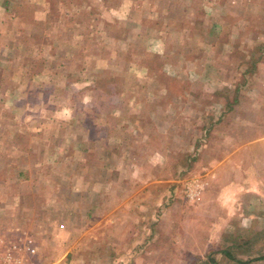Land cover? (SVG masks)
I'll list each match as a JSON object with an SVG mask.
<instances>
[{"label":"rangeland","instance_id":"rangeland-1","mask_svg":"<svg viewBox=\"0 0 264 264\" xmlns=\"http://www.w3.org/2000/svg\"><path fill=\"white\" fill-rule=\"evenodd\" d=\"M134 1L51 63L40 130L33 95L0 126V239L28 264H264V0Z\"/></svg>","mask_w":264,"mask_h":264},{"label":"crops","instance_id":"crops-1","mask_svg":"<svg viewBox=\"0 0 264 264\" xmlns=\"http://www.w3.org/2000/svg\"><path fill=\"white\" fill-rule=\"evenodd\" d=\"M136 11L134 0H0V126H15L19 121L15 111L32 110L28 100L33 95L34 124L40 130L38 118L48 108H61L48 107L50 86L57 82L55 67L61 71L64 62L77 61L81 46L91 54L92 40L100 38L96 41L102 39L105 44L107 40L108 44L110 24L124 25L127 14ZM67 50L70 58L64 57ZM52 62L56 63L54 70ZM72 76L78 80L92 74L77 70ZM22 122L28 127L29 121L22 118Z\"/></svg>","mask_w":264,"mask_h":264},{"label":"built area","instance_id":"built-area-1","mask_svg":"<svg viewBox=\"0 0 264 264\" xmlns=\"http://www.w3.org/2000/svg\"><path fill=\"white\" fill-rule=\"evenodd\" d=\"M8 238L9 237L0 239V246L2 248L0 251V264H28L24 257L14 254L13 251L15 250V247L11 245L12 243ZM26 249V251L30 253L34 252L33 247H27Z\"/></svg>","mask_w":264,"mask_h":264},{"label":"trees","instance_id":"trees-1","mask_svg":"<svg viewBox=\"0 0 264 264\" xmlns=\"http://www.w3.org/2000/svg\"><path fill=\"white\" fill-rule=\"evenodd\" d=\"M227 256V255H226ZM227 257H229V255L227 256ZM262 258H264V255H263V257Z\"/></svg>","mask_w":264,"mask_h":264}]
</instances>
